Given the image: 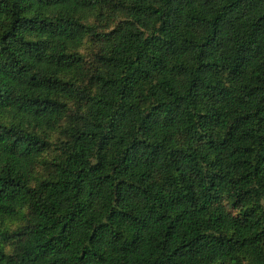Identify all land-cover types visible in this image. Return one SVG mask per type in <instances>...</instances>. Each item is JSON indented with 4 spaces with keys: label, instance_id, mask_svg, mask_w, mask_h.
Instances as JSON below:
<instances>
[{
    "label": "trees",
    "instance_id": "1",
    "mask_svg": "<svg viewBox=\"0 0 264 264\" xmlns=\"http://www.w3.org/2000/svg\"><path fill=\"white\" fill-rule=\"evenodd\" d=\"M6 220L0 264H264V0H0Z\"/></svg>",
    "mask_w": 264,
    "mask_h": 264
},
{
    "label": "rangeland",
    "instance_id": "2",
    "mask_svg": "<svg viewBox=\"0 0 264 264\" xmlns=\"http://www.w3.org/2000/svg\"><path fill=\"white\" fill-rule=\"evenodd\" d=\"M56 136V134L51 133L50 138L53 139ZM21 223L19 221L15 220H6L3 223L0 224V230L4 229H16ZM2 238H0V243H2Z\"/></svg>",
    "mask_w": 264,
    "mask_h": 264
}]
</instances>
